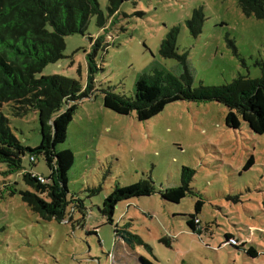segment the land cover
<instances>
[{"label": "rangeland", "instance_id": "rangeland-1", "mask_svg": "<svg viewBox=\"0 0 264 264\" xmlns=\"http://www.w3.org/2000/svg\"><path fill=\"white\" fill-rule=\"evenodd\" d=\"M97 2L107 16V0ZM196 8L204 20L193 37L186 20ZM173 27L177 52L187 54L193 87L260 76L256 63L264 60V20L246 16L236 0H124L104 29L91 17L84 34L65 36L64 57L38 74L85 85L87 54L92 41L102 37L95 56V95L78 104L64 142L56 146L73 153L68 198L81 199L85 215L75 211L70 221L68 216L61 222L43 220L21 200L18 191H32L22 171L6 175L0 164V264H140V257L155 264H264V134L252 133L242 120L237 129L227 127V109L214 101H174L144 121L134 111L122 115L103 106L102 89L130 97L140 75L182 71L176 59L158 51ZM3 112L24 146L39 144L35 111L21 118ZM28 157L24 169L48 174L42 155L34 164ZM182 167L194 171L192 192L178 203L163 200L160 192L179 184ZM148 178L154 191L120 201L113 220L119 227L128 223L150 251L115 239L114 225L99 211L115 187ZM198 198L203 200L197 214L200 235L186 224ZM226 233L235 238L233 244L244 242L257 255L228 245Z\"/></svg>", "mask_w": 264, "mask_h": 264}, {"label": "trees", "instance_id": "trees-1", "mask_svg": "<svg viewBox=\"0 0 264 264\" xmlns=\"http://www.w3.org/2000/svg\"><path fill=\"white\" fill-rule=\"evenodd\" d=\"M123 1L107 0L108 14L105 16L97 0H0V164H5L3 173L6 175L22 171V180L32 191H18L21 200L45 221L54 219L61 222L66 216L70 221L75 211H79L82 217L85 215L82 200L68 198V172L73 163V153L70 149L57 151L56 146L64 142L78 104L95 95V56L102 45V37L92 41L87 54L85 85L69 77L38 74L49 63L64 57L65 36L84 34L91 17H95L96 24L103 28L107 17L116 14ZM236 1L246 16L264 20V0ZM203 20L202 10L194 9L186 20L191 36L196 37L201 32ZM177 32L178 29L173 27L161 41L158 51L163 57L176 59L182 71L178 75L159 70L142 74L135 81L134 94L130 97L116 93L109 87L102 89L103 106L122 115L134 111L136 119L144 121L174 101H214L226 107L227 127L237 129L242 120L252 133L264 134V60L256 63L260 69L257 78L239 75L219 86L199 83L193 87L187 54L177 52ZM4 109L19 118L31 110L37 113L41 135L37 146H24L12 133ZM25 155H29L31 164H34L35 156L42 155L48 174L24 169ZM252 163L253 159H248L244 169ZM193 174V170L182 167L179 184L162 190L161 198L173 203L181 201L187 192H192L189 181ZM39 177H46L47 182H40ZM14 191L12 189L11 193ZM153 191L152 181L149 178L141 179L122 188L115 187L102 200L99 211L106 223L114 225L115 239L118 237L129 247L143 245L150 251V247L138 235L130 232L128 223L121 227L114 224L113 215L120 201L149 196ZM202 205L203 200L198 198L194 212L186 219L190 231L197 235L201 234L197 214ZM225 241L250 257L257 255L254 247H243L244 242L233 244L236 240L230 233L225 234ZM139 261L140 264H155L145 257H140Z\"/></svg>", "mask_w": 264, "mask_h": 264}, {"label": "built area", "instance_id": "built-area-1", "mask_svg": "<svg viewBox=\"0 0 264 264\" xmlns=\"http://www.w3.org/2000/svg\"><path fill=\"white\" fill-rule=\"evenodd\" d=\"M31 159H33V158H31ZM39 180H40V182H42V183L47 182V178H46V177H39ZM232 241H233V240H232Z\"/></svg>", "mask_w": 264, "mask_h": 264}]
</instances>
